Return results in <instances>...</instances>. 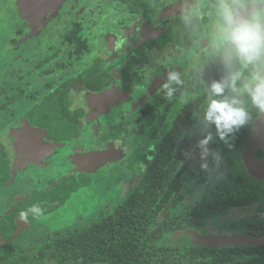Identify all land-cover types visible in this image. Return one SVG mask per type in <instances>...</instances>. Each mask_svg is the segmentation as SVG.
Instances as JSON below:
<instances>
[{"label":"flooded vegetation","instance_id":"obj_1","mask_svg":"<svg viewBox=\"0 0 264 264\" xmlns=\"http://www.w3.org/2000/svg\"><path fill=\"white\" fill-rule=\"evenodd\" d=\"M23 1L0 0V264H112L85 261L84 234L110 220L116 235L140 214L142 241L157 237L170 264L198 248L211 264H264V243L202 242L264 239V118L253 110L229 143L209 129L222 159L207 170L196 148L206 87L224 71L215 0H190V23L178 0H32L29 13ZM173 68L183 84L169 100L159 86ZM103 151L116 158L79 169ZM90 197L100 204L84 220ZM33 204L43 215L21 220Z\"/></svg>","mask_w":264,"mask_h":264},{"label":"clouds","instance_id":"obj_2","mask_svg":"<svg viewBox=\"0 0 264 264\" xmlns=\"http://www.w3.org/2000/svg\"><path fill=\"white\" fill-rule=\"evenodd\" d=\"M180 14L186 22L198 19V5L190 0H178ZM194 12L196 13L194 17ZM215 19L212 26V48L219 58L223 74L206 87V101L198 114L202 138L197 141L200 167L209 168V157L216 165L222 157L209 145L214 137L225 143L256 117L264 118V0H215ZM119 47V45H116ZM183 84L181 72L170 69L160 90L172 100L175 86ZM191 158V152L184 153ZM39 218L43 209L33 204L19 213L21 220Z\"/></svg>","mask_w":264,"mask_h":264},{"label":"trees","instance_id":"obj_3","mask_svg":"<svg viewBox=\"0 0 264 264\" xmlns=\"http://www.w3.org/2000/svg\"><path fill=\"white\" fill-rule=\"evenodd\" d=\"M126 218V217H125ZM131 224L127 230L118 228L117 234L110 232L111 221H106L97 234L84 232V242L89 250L83 253L82 257L86 262L92 263L99 260H107L112 264H170L172 259L164 258L167 250L161 246L157 237L150 238L148 243L142 241L143 218L141 214L136 218L132 217ZM95 227V225H92ZM94 229V228H93ZM83 234V233H82ZM101 237L102 250H95L96 239ZM150 246V247H149ZM206 248H198L194 252L186 254L185 264H211V261H221L220 257L214 255Z\"/></svg>","mask_w":264,"mask_h":264},{"label":"water","instance_id":"obj_4","mask_svg":"<svg viewBox=\"0 0 264 264\" xmlns=\"http://www.w3.org/2000/svg\"><path fill=\"white\" fill-rule=\"evenodd\" d=\"M32 0H27V3L25 0L22 2V5L27 7L25 10V13H29L30 3ZM44 4V2H42ZM28 10V11H27ZM35 10L32 9V13H34ZM252 135H255V131L252 132ZM253 143V141H252ZM252 155V152L249 153V156ZM108 160H105V159ZM116 158V156H109V152H101V153H93L89 154L81 158L82 162L79 167V169H88V166H92L93 168L99 167L100 164L106 163V161H111V159ZM115 161V160H113ZM82 167V168H81ZM249 171L256 170V166H253V164H250L248 167ZM203 243L207 244H235V243H264V239L261 238H255V237H247V236H222V237H215V238H208L203 239Z\"/></svg>","mask_w":264,"mask_h":264},{"label":"rangeland","instance_id":"obj_5","mask_svg":"<svg viewBox=\"0 0 264 264\" xmlns=\"http://www.w3.org/2000/svg\"><path fill=\"white\" fill-rule=\"evenodd\" d=\"M98 190V189H97ZM81 194L78 196L80 197ZM102 197V195H100ZM96 198L94 197H90L88 198V200L82 201L80 203V205H78V207L76 208V210L81 213V214H85L84 215V220L86 218H91L92 216H94L97 213V209L99 207V199H97V201L95 202Z\"/></svg>","mask_w":264,"mask_h":264}]
</instances>
